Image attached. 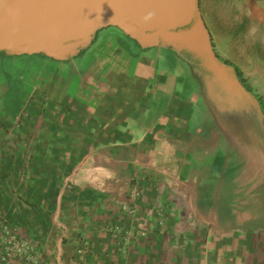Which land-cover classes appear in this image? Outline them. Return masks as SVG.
I'll list each match as a JSON object with an SVG mask.
<instances>
[{"label": "crops", "instance_id": "crops-1", "mask_svg": "<svg viewBox=\"0 0 264 264\" xmlns=\"http://www.w3.org/2000/svg\"><path fill=\"white\" fill-rule=\"evenodd\" d=\"M234 1L216 8L221 27L264 31V0ZM91 53L0 62V223L34 241L41 264H264V166L227 167L219 81L239 63L218 58L216 70L205 54L144 47L117 28ZM250 65L254 88L257 48ZM13 97L28 118L9 117Z\"/></svg>", "mask_w": 264, "mask_h": 264}, {"label": "water", "instance_id": "water-1", "mask_svg": "<svg viewBox=\"0 0 264 264\" xmlns=\"http://www.w3.org/2000/svg\"><path fill=\"white\" fill-rule=\"evenodd\" d=\"M117 28L144 47L181 44L220 63L199 0H0V52L65 61Z\"/></svg>", "mask_w": 264, "mask_h": 264}, {"label": "rangeland", "instance_id": "rangeland-1", "mask_svg": "<svg viewBox=\"0 0 264 264\" xmlns=\"http://www.w3.org/2000/svg\"><path fill=\"white\" fill-rule=\"evenodd\" d=\"M234 0H199V8H200V14L201 17L204 21V24L207 27L208 25H213L214 27H216V30H213V35L212 36L210 34V39L211 41L215 40L217 42V44L219 45L218 50L215 51V55L217 58L222 59L223 57L225 58H230L231 60H236L239 65H240V69H238V73L234 70V68L232 67V65L225 63L224 61H220L221 64H224V66H226V68H228L227 70V76H228V80L231 83L230 84V88L236 92L235 94L237 95L236 99H238V91L241 89V87L243 88L242 91L249 90L251 91V93L254 95V97H257L258 102L260 105H262L263 109H264V78H255L254 83H255V87L253 88L251 86V79L248 77L246 78V74L247 76H249L250 73V50L251 49H258V53H259V57L260 58H264V31L260 30H239L236 31L235 26H231V30H224L221 27L220 24V18L216 15H214V13L216 12V8L220 7L223 10H225L227 7L225 6L224 3L227 4V6H232L233 10H234ZM249 29V28H248ZM110 30H113L112 27L109 28H105L102 29L100 31H98L91 43V45L85 49L80 51V53L73 57V58H68L65 61H56L53 59H50L48 57L42 58V57H37V58H42L45 60H51L52 62L58 63V64H64L66 62H71L74 60H78L80 62L81 59L84 58V56H89L90 54L92 55V51L95 50V48H98V46L100 45L101 41L103 40L104 34L107 32H110ZM116 30V29H114ZM119 30V29H118ZM117 31V30H116ZM118 32V31H117ZM120 33V32H119ZM124 40H127V38L125 36ZM257 39L262 40L261 41V45L259 47H255L254 45L251 44H255L257 42ZM213 46H215V44H212ZM240 45V46H238ZM221 54V56L219 55ZM8 56L6 53H0V62L2 63L1 66L4 67V70L6 68H10L12 64L11 62L17 59H20V57L22 56H10V58H8ZM223 60V59H222ZM90 61V60H89ZM6 66V67H5ZM256 82H258V86H256ZM238 84L241 85V87L238 86ZM6 105L10 104V108L9 109V117L11 119H14L15 115H17V112L23 110V115H24V119L28 118L27 114L24 112L27 108V103H20V101L17 98V101L13 100L12 102H10L9 104L5 103ZM228 106H232L229 105ZM253 106L249 104H247L246 109L249 111H253ZM229 109V107H228ZM250 112V111H249ZM264 120V117H263ZM253 139H254V133L249 132L248 135L246 137H242L240 135H237L236 137V142L238 145V151L235 154V159L237 160V169L241 170L242 172H244L245 170H249L252 167H255V163H256V153H255V148L253 146ZM227 167L230 168L232 167L230 163H227ZM37 243V242H36Z\"/></svg>", "mask_w": 264, "mask_h": 264}, {"label": "flooded vegetation", "instance_id": "flooded-vegetation-1", "mask_svg": "<svg viewBox=\"0 0 264 264\" xmlns=\"http://www.w3.org/2000/svg\"><path fill=\"white\" fill-rule=\"evenodd\" d=\"M220 90H225L226 99L228 104L232 106H227V113L225 115L227 129L232 134V139L234 141L233 148L229 151V163L231 166L237 165V160L235 159V154L238 151V145L236 142L237 135L246 137L249 132L254 133L253 146L256 153V163L255 166H264V109L263 106L259 104L258 100L249 90L238 91L237 95L229 86V80L219 81ZM252 105L253 111L247 110V104ZM229 107V109H228Z\"/></svg>", "mask_w": 264, "mask_h": 264}, {"label": "built area", "instance_id": "built-area-1", "mask_svg": "<svg viewBox=\"0 0 264 264\" xmlns=\"http://www.w3.org/2000/svg\"><path fill=\"white\" fill-rule=\"evenodd\" d=\"M132 196L140 198L139 192ZM134 213V209H130ZM129 234V233H128ZM145 236L146 234H142ZM78 256L85 262L90 251L87 244L78 250ZM0 263L1 264H41L38 248L34 241L27 239L19 227L0 223ZM193 264V263H187Z\"/></svg>", "mask_w": 264, "mask_h": 264}, {"label": "trees", "instance_id": "trees-1", "mask_svg": "<svg viewBox=\"0 0 264 264\" xmlns=\"http://www.w3.org/2000/svg\"><path fill=\"white\" fill-rule=\"evenodd\" d=\"M3 54H5V53H3ZM33 57H42V58H45V56H43V55H34ZM227 63H229V62H227ZM235 71L237 72L238 71V68H235Z\"/></svg>", "mask_w": 264, "mask_h": 264}]
</instances>
